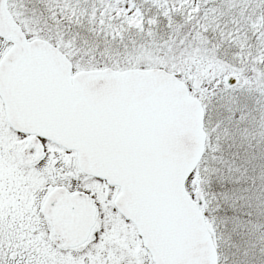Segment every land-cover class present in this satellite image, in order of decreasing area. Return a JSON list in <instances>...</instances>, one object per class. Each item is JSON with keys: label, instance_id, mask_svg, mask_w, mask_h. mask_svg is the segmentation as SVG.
<instances>
[{"label": "snow or ice", "instance_id": "6c2138e0", "mask_svg": "<svg viewBox=\"0 0 264 264\" xmlns=\"http://www.w3.org/2000/svg\"><path fill=\"white\" fill-rule=\"evenodd\" d=\"M0 264H264V0H0Z\"/></svg>", "mask_w": 264, "mask_h": 264}]
</instances>
